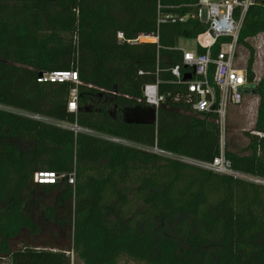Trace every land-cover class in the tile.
Wrapping results in <instances>:
<instances>
[{"label": "trees", "instance_id": "obj_1", "mask_svg": "<svg viewBox=\"0 0 264 264\" xmlns=\"http://www.w3.org/2000/svg\"><path fill=\"white\" fill-rule=\"evenodd\" d=\"M197 6L198 0H0V103L15 110L0 109V261L264 264V184L21 113L213 161L223 138L217 115L176 100L185 87L170 71L182 64L179 39L207 30L193 16ZM159 14L188 17L159 23ZM119 31L127 40L154 33L158 42H121ZM263 32L264 0H255L239 43L249 50L245 93L259 97L256 120L244 146L223 145L233 170L262 179L264 76L254 82L250 39ZM55 70H77L79 83L38 81ZM157 80L165 96L157 124L126 122L123 110L146 106L142 86ZM74 87L77 112L68 110ZM41 171L74 173V184L37 183Z\"/></svg>", "mask_w": 264, "mask_h": 264}, {"label": "built area", "instance_id": "obj_2", "mask_svg": "<svg viewBox=\"0 0 264 264\" xmlns=\"http://www.w3.org/2000/svg\"><path fill=\"white\" fill-rule=\"evenodd\" d=\"M254 2L255 0H198L197 12L193 16L206 23L208 26L207 30L195 38L196 45L193 48L180 47L183 52V67L182 64H177L170 68L174 81L185 87V91L178 93L175 99L177 100L182 97L193 112L216 114L222 136L227 125L230 107L239 105L246 94L245 89L248 85L247 70L246 65L242 67L237 65L238 48L244 18ZM187 17V15L159 14L158 22L168 20L171 22L185 21ZM259 35L255 36V38ZM151 36L155 40L149 42H158V36L154 33L141 34L135 39L127 40L123 32H117V38L121 42L126 40L132 43H139L143 39L150 40L149 37ZM221 38H225L226 40L220 42L219 51L213 55L212 49ZM262 41L260 39V43ZM199 47L205 49V51L199 52ZM139 74H144V72L139 71ZM186 74L190 75V78L184 79ZM38 81L70 82L77 85L79 83V75L77 70H55L41 73L38 76ZM158 85L159 80L146 83L142 86V94L146 104L155 106L157 110H159V107L165 100V96L159 92ZM0 109L15 111L13 108L1 103ZM68 110L71 112H77L78 110L76 87L72 88L70 92ZM21 113L26 117L38 121L56 123L57 125L73 130L75 133L85 132L116 144L163 155L219 173L264 184V179L262 178L241 174L233 170L230 160L224 154L223 138L220 154L211 162H202L162 150L156 145L148 146L124 137L79 127L76 123L69 124L54 121L39 113ZM74 179V173H59L55 171H41L34 175L35 182L46 184H57L63 181L74 184Z\"/></svg>", "mask_w": 264, "mask_h": 264}, {"label": "rangeland", "instance_id": "obj_3", "mask_svg": "<svg viewBox=\"0 0 264 264\" xmlns=\"http://www.w3.org/2000/svg\"><path fill=\"white\" fill-rule=\"evenodd\" d=\"M262 39V43H260ZM152 41V40H144ZM179 44L182 47L192 48L196 45L195 38H180ZM251 44L255 48V63L254 72L255 80L257 83L264 76V32L257 38L250 39ZM249 57V50L239 45L238 48V66H245ZM259 104V97L254 93H246L243 101L237 106H231L227 118V125L223 132V141L235 142L238 146H244L247 139L244 135L245 132H252L255 124L257 108ZM0 264H8V261L1 260ZM117 264H144L133 261L127 257H122Z\"/></svg>", "mask_w": 264, "mask_h": 264}, {"label": "water", "instance_id": "obj_4", "mask_svg": "<svg viewBox=\"0 0 264 264\" xmlns=\"http://www.w3.org/2000/svg\"><path fill=\"white\" fill-rule=\"evenodd\" d=\"M190 78V75H185L184 79ZM158 110L153 105L128 107L123 110L124 120L128 123L137 124H157Z\"/></svg>", "mask_w": 264, "mask_h": 264}, {"label": "crops", "instance_id": "obj_5", "mask_svg": "<svg viewBox=\"0 0 264 264\" xmlns=\"http://www.w3.org/2000/svg\"><path fill=\"white\" fill-rule=\"evenodd\" d=\"M261 34V33H260ZM253 38H255V37H253ZM179 47H182V46H180V44H179ZM187 48V47H186ZM193 48V47H192Z\"/></svg>", "mask_w": 264, "mask_h": 264}]
</instances>
